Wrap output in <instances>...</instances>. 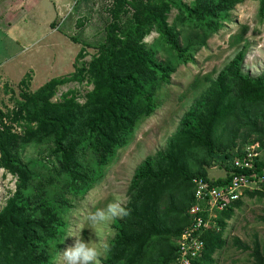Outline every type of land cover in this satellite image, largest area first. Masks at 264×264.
I'll return each mask as SVG.
<instances>
[{
  "label": "trees",
  "instance_id": "16d2710c",
  "mask_svg": "<svg viewBox=\"0 0 264 264\" xmlns=\"http://www.w3.org/2000/svg\"><path fill=\"white\" fill-rule=\"evenodd\" d=\"M245 1L112 0L101 36L87 43L96 50L90 61L72 75L21 91L10 111H0V168L17 178L0 209V264H54L67 232L66 213L103 180L118 151L159 109L158 92L177 68L194 62ZM258 1L264 20V0ZM173 9L177 14L169 22ZM153 31L158 37L145 42ZM243 40V33L233 37L234 44ZM245 53L239 50L215 78L204 77L208 85L167 147L136 168L126 215L112 223L115 235L102 264H178L179 239L194 225L188 212L197 202L193 179L215 186L229 183L234 173L250 172L233 161L248 144L264 146V73L243 71ZM85 79L93 88L84 102L74 89L53 100L60 85ZM214 157L223 164V177L208 175ZM254 165L261 170L264 160ZM245 197L263 199L264 191L247 190ZM242 205L243 198L231 202L213 225L202 227L205 247L190 264H215L228 222ZM235 243L249 249L237 237ZM250 256L264 264V244L256 241Z\"/></svg>",
  "mask_w": 264,
  "mask_h": 264
},
{
  "label": "rangeland",
  "instance_id": "374dc122",
  "mask_svg": "<svg viewBox=\"0 0 264 264\" xmlns=\"http://www.w3.org/2000/svg\"><path fill=\"white\" fill-rule=\"evenodd\" d=\"M184 1L189 4L192 0ZM111 4L112 0H0V111H10L21 91H35L52 78L72 75L77 65L90 61L96 50L87 43L101 36L102 19ZM259 6L258 0L238 4L231 13V22L209 38L207 45L195 54L194 62L177 68L170 84L158 92L159 109L139 125L131 143L118 151L103 180L66 213V235L82 228L79 235L85 242H97L95 230L87 228L84 216L116 197L123 198L122 207L127 203V189L136 168L148 156L167 147L182 116L208 85L206 75L215 78L241 49L246 51L243 71L250 76L264 73V20L259 17ZM176 14L173 9L169 22ZM241 33L244 40L234 44V35ZM157 37L153 31L144 41L151 43ZM92 88L87 79L69 82L58 87L53 100L74 89L79 101L84 102ZM258 153L264 160V146ZM218 159L214 157L207 168L211 178L225 175ZM16 179L0 168V209L15 191ZM217 216L218 212L213 214L211 225ZM114 219L107 224L108 242L115 235ZM66 235L54 264H64L60 252L73 245L75 237ZM224 236L226 245L216 252L215 264H254L250 256L254 243L264 244V198L243 197V205L228 222ZM235 237L249 249L242 250ZM105 257H99L100 264Z\"/></svg>",
  "mask_w": 264,
  "mask_h": 264
},
{
  "label": "built area",
  "instance_id": "2783aa9c",
  "mask_svg": "<svg viewBox=\"0 0 264 264\" xmlns=\"http://www.w3.org/2000/svg\"><path fill=\"white\" fill-rule=\"evenodd\" d=\"M261 144L254 142L244 148L241 157L234 159L236 168L250 172L234 173L229 183L211 186L202 178H194L196 204L189 209L194 225L187 228L179 239L178 264H190V257L202 253L205 243L201 238L202 227L211 226L214 213L223 210L231 202L245 197L247 190L264 191V168L255 170V160L261 158L258 150ZM200 213H205V219Z\"/></svg>",
  "mask_w": 264,
  "mask_h": 264
},
{
  "label": "clouds",
  "instance_id": "9594fccd",
  "mask_svg": "<svg viewBox=\"0 0 264 264\" xmlns=\"http://www.w3.org/2000/svg\"><path fill=\"white\" fill-rule=\"evenodd\" d=\"M123 198L116 197L102 208L87 212L84 216L87 228L95 230L94 234L98 238L97 242L88 240L85 242L79 235L78 231L67 234L74 236L73 245L60 252L64 264H100L99 257L107 255L110 251V245L105 238L108 221L126 215L124 208L121 206Z\"/></svg>",
  "mask_w": 264,
  "mask_h": 264
}]
</instances>
